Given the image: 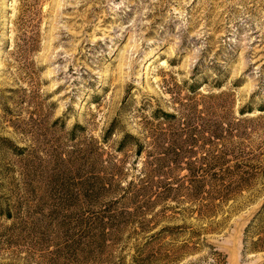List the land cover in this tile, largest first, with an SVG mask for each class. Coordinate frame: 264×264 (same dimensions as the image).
Segmentation results:
<instances>
[{
  "label": "rangeland",
  "instance_id": "1",
  "mask_svg": "<svg viewBox=\"0 0 264 264\" xmlns=\"http://www.w3.org/2000/svg\"><path fill=\"white\" fill-rule=\"evenodd\" d=\"M55 175L90 264H264V0H0V264H79Z\"/></svg>",
  "mask_w": 264,
  "mask_h": 264
},
{
  "label": "trees",
  "instance_id": "2",
  "mask_svg": "<svg viewBox=\"0 0 264 264\" xmlns=\"http://www.w3.org/2000/svg\"><path fill=\"white\" fill-rule=\"evenodd\" d=\"M166 116L175 117L173 114L167 112L160 115V117ZM140 152L142 151L140 150ZM168 152L169 151L165 153L167 154ZM161 160L164 161V159ZM174 163L173 170L184 169L178 159L174 160ZM185 168L192 172H194L195 169L194 164L190 162L187 163ZM188 175L191 176V180L189 182V185H191L189 187L192 189L191 194L193 196H199L202 192L201 190L203 189V184L197 180L193 173L192 175ZM64 177L65 176L55 175V184L51 188L52 194L60 192L63 194V196L59 202L56 201L54 204L49 206V214L51 216H57L55 218L61 221L59 222L58 226L60 225L61 233H64L65 236H67L65 241L63 239L62 242L64 243V250L70 255V257H73L72 259H77L79 264H90V261H93L95 256L98 257L99 254L102 256V254L105 253L104 243L106 244L105 241L108 239V233H114L120 230L121 225L124 222L125 212H120L119 214H110L109 212L105 213L104 210L103 214H92L87 218L82 216L73 217L72 212L66 214L67 211H70L72 203L69 202L68 199H65L66 195L68 196L70 186L69 182ZM60 181L62 182L57 184V182ZM103 187L104 186L102 184L97 183V185H95L94 183H91L90 188L89 185L85 188V192L89 190L92 192V190H95V193L93 194L96 199L92 201V206H99L100 201L97 198L100 195V192L103 190ZM166 192L167 195L165 198L168 197L176 199L174 189L169 188L166 190ZM88 196L90 197L91 194H88ZM149 238L153 239L155 238V235ZM100 262H103V259H100Z\"/></svg>",
  "mask_w": 264,
  "mask_h": 264
}]
</instances>
